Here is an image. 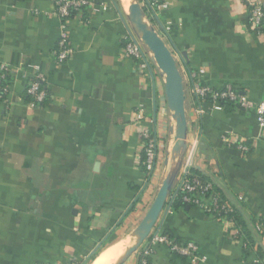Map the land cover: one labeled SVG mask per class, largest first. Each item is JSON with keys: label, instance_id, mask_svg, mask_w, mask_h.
I'll return each instance as SVG.
<instances>
[{"label": "crops", "instance_id": "crops-1", "mask_svg": "<svg viewBox=\"0 0 264 264\" xmlns=\"http://www.w3.org/2000/svg\"><path fill=\"white\" fill-rule=\"evenodd\" d=\"M168 1L152 16L184 76L186 160L247 218L255 215L264 231V129L256 111L228 112L190 91L191 72L203 71V83L264 100V31L249 27L242 0ZM118 2L96 0L71 17L76 51L59 63L54 51L62 21L54 15L55 0H0V63L11 89L7 101L0 100V264L84 261L112 234L115 241L130 235L166 176L176 124L157 74L124 52L129 29ZM39 73L49 99L33 106L27 86ZM145 127L158 141L168 136L149 181L141 163ZM157 226L197 243L205 257L199 264H244V237L200 207L167 209ZM254 240L249 263L257 261V247L264 248L263 234ZM150 257L151 264H195L166 245ZM141 263L135 253L124 264Z\"/></svg>", "mask_w": 264, "mask_h": 264}, {"label": "built area", "instance_id": "built-area-1", "mask_svg": "<svg viewBox=\"0 0 264 264\" xmlns=\"http://www.w3.org/2000/svg\"><path fill=\"white\" fill-rule=\"evenodd\" d=\"M245 2L248 10V24L249 27L256 32L264 31V0H242ZM96 0H55L54 15L59 17L62 21L60 38L58 45L54 51L56 60L59 63L68 61L75 53L76 49L70 40V28L69 20L74 15L81 14L84 10L82 7L94 6ZM141 5L145 9L146 13L150 16L166 9L170 6L168 0H140ZM75 13V14H73ZM124 52L125 54L140 63L142 68L147 71H151V61L148 53L143 45L135 37V35L128 30V33L124 36ZM200 72H191V88L190 91L197 97L202 98L204 101L210 99L211 103L217 107H221V99L229 98L238 102L245 110L254 109L257 113L258 125L261 129H264V100L255 101L246 96L244 93H238L237 88L229 86L225 89H216L214 86L203 83L200 80ZM44 76L38 74L37 77L31 80L27 86V93L30 95L29 103L33 106L44 105L48 99V90L43 88ZM10 82L8 81V73L4 65L0 63V100L7 101L10 94ZM143 111L139 109L136 111V117L140 121L143 118ZM242 150L249 151L247 145L240 146ZM142 166L148 174L155 172L158 156L159 145L158 138L152 132L150 128L145 127L142 131ZM192 166L188 160H184L180 176H186ZM178 179V178H177ZM182 185L190 192H196L198 197L191 198L185 197L187 202L193 203L195 206L200 207L205 213L212 215L218 220L222 221L226 228L232 229L235 227L234 218L231 215L232 206L228 203H220L217 195H209L208 191L212 189V182L201 181L198 178H194L191 181L182 179ZM202 198V200H201ZM209 202H211L209 204ZM170 210V208H168ZM156 226L149 238L143 243L137 253L142 255V263L148 264L147 257L151 256L155 252V248L158 245H166L176 255L183 256L191 259L195 264H199L205 257L199 255V246L194 241H180L175 239L171 235L161 233V230ZM235 234V231H232ZM70 264H78V262H72Z\"/></svg>", "mask_w": 264, "mask_h": 264}, {"label": "water", "instance_id": "water-1", "mask_svg": "<svg viewBox=\"0 0 264 264\" xmlns=\"http://www.w3.org/2000/svg\"><path fill=\"white\" fill-rule=\"evenodd\" d=\"M125 18L128 29L145 48L152 66L164 79V91L167 106L172 114V121L176 124L172 131L176 134L174 149L169 153L167 162L169 170L162 182L153 203L146 211L136 228L130 233L129 238L133 244L128 247L113 264H124L134 255L157 225L177 178L183 166L188 151L189 122L186 112V90L184 76L178 66L176 57L167 45L164 38L157 31L150 20L140 0H127L124 2ZM99 247L94 250L98 251Z\"/></svg>", "mask_w": 264, "mask_h": 264}, {"label": "trees", "instance_id": "trees-1", "mask_svg": "<svg viewBox=\"0 0 264 264\" xmlns=\"http://www.w3.org/2000/svg\"><path fill=\"white\" fill-rule=\"evenodd\" d=\"M82 8L84 11H87V9L89 7L84 6ZM73 14H75V13H73ZM8 81H9V78H8ZM43 88H45V85L43 86ZM237 92L242 93L241 90H237ZM27 98H30V95H28V93H27ZM48 99H49V96H48ZM48 99H47V101H48ZM205 101L211 102L210 99H206ZM221 107L224 108L228 112L236 110V109L243 110V111L245 110L244 108L241 107V105L238 102L233 101L229 98L221 99ZM150 178H151V174H148L147 175L148 181ZM183 178L188 180V181H191L194 178H198L203 182H205V181L212 182V189L207 192L208 196L212 195V194L217 195L220 203H228L233 208L231 211V215L234 218L235 227L233 228V230L232 229H229V230L231 232L235 231V234L238 237H244V239H245L244 264H264V248L261 246H258L256 249V253H257V257H258L257 261L254 263H249L247 261L248 249H253L254 246L256 245L254 238H256L259 234L264 235V231L258 228V226H259L258 223H261V221L256 219L255 215H253V214L251 217L247 218L245 216V214L236 205H234L232 203V201L229 198L228 193L225 192L220 187V185H218L212 179L208 178L205 174H203V172L200 169L195 168V167H191L189 170V173L186 176L182 175V176L178 177V179L175 183V186H174V188L170 194V197L168 198L166 208H170L173 212H178V211L186 210L188 208L195 206L193 203L187 202L185 200V197L197 198L198 195L196 192H190L184 188V186L182 185V179ZM201 200H202V198H201ZM210 203L211 202H209V204ZM161 233L166 234V235H170L166 231L165 232L162 231ZM115 240H116V235L112 234L103 243V245L98 249V251L96 253H93L92 255L88 256L84 261L78 262V264H88L89 262H91L96 257V255L102 250V248H104L105 246H108L109 244L115 242ZM139 257L142 260L143 257L141 254H139ZM147 259H148V264H151V257L149 256V257H147Z\"/></svg>", "mask_w": 264, "mask_h": 264}, {"label": "bare ground", "instance_id": "bare-ground-1", "mask_svg": "<svg viewBox=\"0 0 264 264\" xmlns=\"http://www.w3.org/2000/svg\"><path fill=\"white\" fill-rule=\"evenodd\" d=\"M123 3L127 0H122ZM174 149V148H173ZM172 149V150H173ZM162 186V185H161ZM160 189V188H159ZM159 191V190H158ZM158 193V192H157ZM157 195V194H156ZM156 197V196H155ZM155 199V198H154ZM154 201V200H153ZM153 203V202H152ZM151 203V204H152ZM132 240L128 237L120 239L104 247L96 257L88 264H113L120 255L131 245Z\"/></svg>", "mask_w": 264, "mask_h": 264}, {"label": "rangeland", "instance_id": "rangeland-1", "mask_svg": "<svg viewBox=\"0 0 264 264\" xmlns=\"http://www.w3.org/2000/svg\"><path fill=\"white\" fill-rule=\"evenodd\" d=\"M122 4H121V3ZM119 5H120V8L122 9V13L124 14L125 13V10H124V5H123V1L122 0H119ZM148 16H149V18H150V20L152 21V22H154L153 21V16H150L149 14H147ZM154 24V23H153ZM151 70H152V72H153V74H157V76H158V78H159V84L161 85L162 84V86H164V79L156 72V70H155V68L152 66V64H151ZM169 126V125H168ZM167 126V127H168ZM170 127H171V124H170ZM170 130H171V128H170ZM167 137L168 136H166L164 139L162 138V140H159L158 141V145H159V149H160V155H159V158L161 159V162L163 161V159H164V157H165V154H166V149H167V144H168V139H167ZM186 156H187V154H186ZM158 158V163H160L159 161H160V159ZM168 158V157H167ZM167 158L165 159V162H166V160H167ZM185 160H186V157H185ZM158 163H157V167H158ZM157 170V169H156ZM165 170H166V174L165 175H167V173H168V170H169V162H166V166H165ZM166 177V176H165ZM165 179V178H164ZM153 186H155L154 184H153ZM158 192V191H157ZM157 194V193H156ZM152 196V195H151ZM155 198V197H154ZM154 200V199H153ZM153 202V201H152ZM145 205H147V207H150L149 205H148V201L145 203ZM151 205V204H150ZM148 210V209H147ZM164 211H165V209H164ZM163 211V212H164ZM159 222V221H158ZM158 224V223H157ZM135 226V225H134ZM133 226V227H134ZM157 226V225H156ZM155 226V227H156ZM132 232V231H131ZM130 234V233H129ZM103 249V248H102ZM137 253V252H136Z\"/></svg>", "mask_w": 264, "mask_h": 264}]
</instances>
